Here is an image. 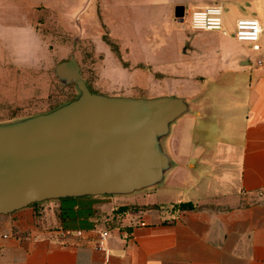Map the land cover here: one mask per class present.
I'll return each instance as SVG.
<instances>
[{"label": "crops", "instance_id": "0c3cea01", "mask_svg": "<svg viewBox=\"0 0 264 264\" xmlns=\"http://www.w3.org/2000/svg\"><path fill=\"white\" fill-rule=\"evenodd\" d=\"M108 3L130 33L118 41L126 59L112 75L127 80L100 92L186 99L190 111L166 140L173 168L141 196L150 208L133 221L111 217L124 196L0 215V264H264V0ZM213 5L223 10V30L192 29L191 13ZM240 19L261 24L259 49L236 39Z\"/></svg>", "mask_w": 264, "mask_h": 264}, {"label": "water", "instance_id": "95a60500", "mask_svg": "<svg viewBox=\"0 0 264 264\" xmlns=\"http://www.w3.org/2000/svg\"><path fill=\"white\" fill-rule=\"evenodd\" d=\"M184 9L177 8V17ZM80 95L51 112L0 124V215L67 198L128 196L161 185L173 168L172 126L185 98L91 91L72 58L58 66Z\"/></svg>", "mask_w": 264, "mask_h": 264}, {"label": "rangeland", "instance_id": "374dc122", "mask_svg": "<svg viewBox=\"0 0 264 264\" xmlns=\"http://www.w3.org/2000/svg\"><path fill=\"white\" fill-rule=\"evenodd\" d=\"M104 1L0 0V124L45 114L77 99L76 83L66 84L57 74L58 66L72 58L95 93L110 92L127 80L113 76L119 58L126 59L127 48L118 41L125 43L130 33L125 24L121 27L122 13H112ZM181 125L175 124L172 133ZM146 191L113 198L117 210L112 219L133 221L135 214L149 209L141 202Z\"/></svg>", "mask_w": 264, "mask_h": 264}, {"label": "built area", "instance_id": "2783aa9c", "mask_svg": "<svg viewBox=\"0 0 264 264\" xmlns=\"http://www.w3.org/2000/svg\"><path fill=\"white\" fill-rule=\"evenodd\" d=\"M189 25L194 30L199 31H222L224 28L223 10L218 5L198 9L191 13ZM262 34V26L257 20L240 19L236 23V39L240 42H248L259 49L258 41ZM108 237V233L103 234V241ZM101 249H105L103 245Z\"/></svg>", "mask_w": 264, "mask_h": 264}, {"label": "trees", "instance_id": "16d2710c", "mask_svg": "<svg viewBox=\"0 0 264 264\" xmlns=\"http://www.w3.org/2000/svg\"><path fill=\"white\" fill-rule=\"evenodd\" d=\"M91 91H93V90H91ZM34 205H36V204H34ZM181 208H184V209H194L195 207L191 203H186V204L181 205Z\"/></svg>", "mask_w": 264, "mask_h": 264}]
</instances>
